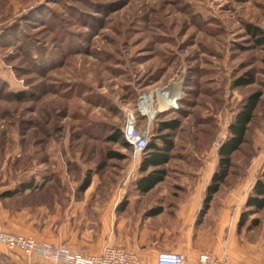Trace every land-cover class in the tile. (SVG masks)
I'll use <instances>...</instances> for the list:
<instances>
[{
	"label": "rangeland",
	"instance_id": "1",
	"mask_svg": "<svg viewBox=\"0 0 264 264\" xmlns=\"http://www.w3.org/2000/svg\"><path fill=\"white\" fill-rule=\"evenodd\" d=\"M249 28L264 32V0H0V193L43 183L6 206H47L46 216L59 203L57 217L68 207L78 228L80 182L117 179L131 166V148L108 137L130 112L147 126L138 104L150 94V140L161 121L177 119L164 132L175 147L205 148L225 141L246 97L261 92L233 161L260 156L264 167V45ZM175 85L178 108L160 110L159 92ZM112 151L126 158H108ZM251 217L260 223L243 233L264 247V209Z\"/></svg>",
	"mask_w": 264,
	"mask_h": 264
},
{
	"label": "crops",
	"instance_id": "2",
	"mask_svg": "<svg viewBox=\"0 0 264 264\" xmlns=\"http://www.w3.org/2000/svg\"><path fill=\"white\" fill-rule=\"evenodd\" d=\"M219 148L220 145L173 147L170 154L174 150L177 154L163 167L167 172L165 179L147 190L149 183L139 171L145 155L137 160L136 173L128 179L132 164L117 179H93L79 193L78 228L70 223L74 215L68 216V207L63 208L67 217L64 220L57 217L62 213L59 203L51 206L54 211L46 216L47 206L10 209L5 201L32 193L27 190L5 197V192H1L0 225L11 233L32 236L55 246L76 247L88 254H99L105 245L112 244L135 252L149 264L155 263L160 251L182 252L187 264H195L206 249L218 256L228 253L232 264H264L263 245L258 240H248L244 228L238 230L247 197L264 169L260 156L249 165L233 161L227 182L204 209L207 188L219 164ZM172 159L176 161L174 167L169 165ZM0 264L67 263L29 255L0 243Z\"/></svg>",
	"mask_w": 264,
	"mask_h": 264
},
{
	"label": "trees",
	"instance_id": "3",
	"mask_svg": "<svg viewBox=\"0 0 264 264\" xmlns=\"http://www.w3.org/2000/svg\"><path fill=\"white\" fill-rule=\"evenodd\" d=\"M249 31L253 35H258L257 42L259 45H264V32L259 28H249ZM253 82V78H243L236 81L237 86H247ZM14 100L24 101L27 98L25 93H18L12 95ZM261 92H253L244 100L241 108L237 112L233 122L229 127L228 138L220 144L219 148V164L218 168L212 178L210 185L207 188L206 197L204 199V209L206 210L209 204L212 202L214 196L221 190L222 186L227 182V178L231 173L233 166V156L235 153L241 150L243 143L246 142L247 132L252 120L255 116V112L260 105ZM179 120L161 121L158 124L156 130L155 139L149 140V143L143 153L145 155L143 162L141 163L139 171L143 174L142 178L148 181V186L145 190L152 188L158 182L165 179L167 174L166 169L163 168L166 163L170 161L172 155L170 150L175 147L174 141L170 138V133H164L166 131H174L179 128ZM110 141L121 142L126 148H132L130 143L125 139L123 129L115 131L108 137ZM160 140V143L156 142ZM162 148V149H160ZM147 152V153H146ZM108 158L124 159L126 155L124 153L112 151L108 153ZM149 171V169H151ZM91 183L90 174H87L80 190H86ZM43 184V183H42ZM41 183H36L34 179L28 182L20 183L12 191H6L3 193L5 197H12L16 194L23 193L30 190L31 193H35L42 188ZM35 195V194H34ZM264 209V169L259 173L258 178L253 186L252 191L249 193L245 208L240 215L238 222V230L243 228L248 229L255 228L259 225L260 220L257 217H251Z\"/></svg>",
	"mask_w": 264,
	"mask_h": 264
},
{
	"label": "built area",
	"instance_id": "4",
	"mask_svg": "<svg viewBox=\"0 0 264 264\" xmlns=\"http://www.w3.org/2000/svg\"><path fill=\"white\" fill-rule=\"evenodd\" d=\"M143 98V97H142ZM140 100L138 106L143 117H147L148 124L143 129L136 127V117L130 112L128 119L123 126L125 139L132 146V166L126 175V179L132 177L137 170V160L143 155L151 136V124L155 115L150 117L146 111V104ZM174 103H167V108H178V100ZM151 107L153 104V96ZM0 243L10 249H20L26 254L50 259L56 262L67 264H149L142 261L141 257L126 248L107 244L99 254H88L83 250L66 247L65 245L55 246L49 243L40 242L32 236L11 233L0 225ZM154 264H187V258L182 252L160 251L157 254ZM195 264H232L230 255L226 253L218 256L212 250L206 249L199 255Z\"/></svg>",
	"mask_w": 264,
	"mask_h": 264
},
{
	"label": "bare ground",
	"instance_id": "5",
	"mask_svg": "<svg viewBox=\"0 0 264 264\" xmlns=\"http://www.w3.org/2000/svg\"><path fill=\"white\" fill-rule=\"evenodd\" d=\"M178 89H180V87L178 85H175V87L171 90L168 89L166 91H160L159 95L161 96L160 102H161V106H160V110H168L167 108V103H174L176 101V99L179 97L178 95ZM144 104H146V111L149 113L150 117L156 115L157 110H154L151 107V103L152 102V94L150 95H145L142 98ZM159 111V110H158Z\"/></svg>",
	"mask_w": 264,
	"mask_h": 264
},
{
	"label": "water",
	"instance_id": "6",
	"mask_svg": "<svg viewBox=\"0 0 264 264\" xmlns=\"http://www.w3.org/2000/svg\"><path fill=\"white\" fill-rule=\"evenodd\" d=\"M185 75H186V70L183 71V74H182L181 78H180L179 81H178V84H179V85H182L183 80L185 79Z\"/></svg>",
	"mask_w": 264,
	"mask_h": 264
}]
</instances>
